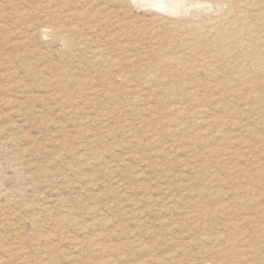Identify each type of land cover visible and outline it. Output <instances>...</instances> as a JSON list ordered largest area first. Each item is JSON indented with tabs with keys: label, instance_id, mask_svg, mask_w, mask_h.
<instances>
[{
	"label": "rangeland",
	"instance_id": "rangeland-1",
	"mask_svg": "<svg viewBox=\"0 0 264 264\" xmlns=\"http://www.w3.org/2000/svg\"><path fill=\"white\" fill-rule=\"evenodd\" d=\"M262 11L260 0H0V264H264V125L246 136L241 125L262 117L235 114L264 99V21H245ZM216 30L232 69L229 108L209 114L229 121L221 135L190 116L205 106L187 66L208 82L189 46ZM230 139L254 153L209 158Z\"/></svg>",
	"mask_w": 264,
	"mask_h": 264
},
{
	"label": "bare ground",
	"instance_id": "bare-ground-1",
	"mask_svg": "<svg viewBox=\"0 0 264 264\" xmlns=\"http://www.w3.org/2000/svg\"><path fill=\"white\" fill-rule=\"evenodd\" d=\"M218 1H220V0H218ZM260 1H261L262 5H264V0H260ZM257 2H259V1H257ZM218 5L220 6V4H218ZM251 5H253V4H251ZM154 8H155V6H154ZM75 15H77V14H75ZM77 17H82V16L78 14ZM245 17H246L245 18V21H247V22H249L251 18L254 19V20H258V21H262L263 22L264 21V12L262 11L260 13H255V14H252V13L249 12V14L247 13V15ZM78 19H77V21H78ZM212 35H213V38L215 40V41L213 40L214 41L213 42L214 45L213 44L212 45L206 44L208 42L207 39L204 38V37H201L200 35H198L197 37H195V39L197 40L196 41V44L194 43L193 45L191 44L189 46V50H190L191 54L195 58L198 57V51L202 48L201 51H203L204 54L202 55L201 58L203 60H207V66H209V68L206 70L209 79H208V82L205 83V82L201 81L198 78V71H199V68L201 66H199L196 62H190V63L187 64L188 70H189V72H191L192 77L194 78V80L192 82V88H191L192 89V92L190 91L192 93L190 95L193 97L192 101H196V103L202 101V102H204L203 105L205 106V107H203V106L198 105V107L197 106L194 107L192 109V111L190 112V116H191V118L192 117H196L194 119V122L197 125L198 124L204 125L203 127H207V126H211V125H218V127L221 128L220 131H219L220 132V135H221V133L224 132V127L227 126V123L229 121H226L227 119L226 120L224 119V120L221 121V120H219L220 118H218L216 116H214L216 120L212 119V120H214V121H212V120H210V118H212V117L209 114H210V111H211L210 109H212L213 111H214V109L216 111L217 110H223V109L225 110V109H228L229 108V103L231 102V101H225L226 99H229L230 96L228 95L229 96L228 97L226 94L224 95L222 93V91H226V89L224 87L225 86V84H224L225 82L222 80V73H223V70L226 67H224L222 65V63H221L222 60H223V52H224L223 51L222 44L225 42V39L226 38L224 37L225 36V33L222 30L217 31V32H214ZM210 37H212V36H210ZM253 39H255V38H253ZM243 47H245V46H243ZM257 47L258 46H257L256 42H252L251 43V49L252 48H253V50H254V48L257 49ZM247 55H250L251 56L252 55L251 54V51H249V53H247ZM109 59L107 58L106 60H109ZM106 60H104L105 63L107 62ZM175 60H176L175 58L168 59V60L165 61L164 64L158 65V68L167 66L168 64L170 65V64L174 63ZM111 61H112V59H111ZM182 65H184V64H182ZM155 66L156 65H154L153 67H155ZM226 69L232 70L230 67H227ZM154 77L156 78L155 75H153V78ZM207 91H209V93H211V95H209L207 93ZM257 99H258V101H240V103H242V104H239V105L237 104V106H239L238 108H239V111H240V113H235L236 115L238 114L237 117L241 114V112H242V115H245V114H253L255 116H259L260 118L262 117V120L260 122H258V121L256 122L255 121V124L254 125L252 124L253 125L252 127H249L248 125H245V126L241 125L242 126L241 127V129H242L241 131H243L246 134V136L252 135L253 134L252 132L255 133V130L257 129V127L259 125H264V119H263V117H264V99L263 98H257ZM242 118L243 117H241V119ZM248 120L249 119H247V121ZM230 123H231V121H230ZM230 125H232V124H230ZM192 137L193 138H192L191 142H193L194 144H196V146L197 145H204V146H206V145L209 144V141L208 140L210 138L209 139L207 137L204 138L203 136H201L200 134H197V133L196 134H193ZM233 140L234 141H231V139H230L229 140L230 143H228V144L226 142L227 145L225 146V148L220 147L219 149H216L214 151L211 150V152L208 153L209 158H214L213 156L215 154H217V155H215V157H217L218 155H220L223 158L226 157V156L229 157V156H231V155H233L235 153V149L238 148V147L239 148H243V147L249 148V150L251 149L250 150V153H252V154L254 153V149L255 148H253L252 145L248 147V145H246L247 144V141H245L243 139H242L243 141H240L238 139H233ZM203 142L204 143H208V144H203ZM208 147H211V146L209 145ZM255 152H256L255 154H259V155H262L263 154L264 155V147L257 148ZM226 158H224V159H226ZM248 175H250V174H248ZM248 179H249V177H248ZM256 179L257 178H254V180H256ZM241 190H242L241 192H239V190H238V192L236 193V195H240L239 197L242 196V198H243V196L250 195L249 193H251V190H249V189H241ZM236 199H238V198H236ZM249 200H250V204H247V205H254V206L256 205V203L258 201V199L255 198V197L250 198ZM243 203H244V201H243ZM256 212H257L256 214L258 215L257 220L259 218H263L264 217V208H261V209L256 208Z\"/></svg>",
	"mask_w": 264,
	"mask_h": 264
}]
</instances>
